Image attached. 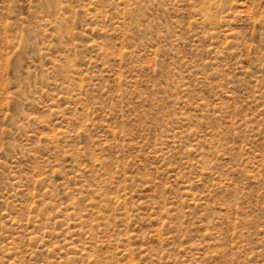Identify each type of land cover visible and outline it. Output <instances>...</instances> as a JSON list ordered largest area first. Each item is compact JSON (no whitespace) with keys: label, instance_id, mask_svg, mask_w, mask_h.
Instances as JSON below:
<instances>
[{"label":"rangeland","instance_id":"obj_1","mask_svg":"<svg viewBox=\"0 0 264 264\" xmlns=\"http://www.w3.org/2000/svg\"><path fill=\"white\" fill-rule=\"evenodd\" d=\"M0 264H264V0H0Z\"/></svg>","mask_w":264,"mask_h":264}]
</instances>
